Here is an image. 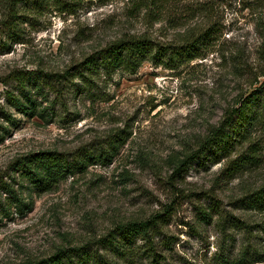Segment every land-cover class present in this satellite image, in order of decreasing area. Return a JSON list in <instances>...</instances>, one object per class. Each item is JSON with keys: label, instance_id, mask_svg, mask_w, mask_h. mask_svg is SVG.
Listing matches in <instances>:
<instances>
[{"label": "rangeland", "instance_id": "rangeland-1", "mask_svg": "<svg viewBox=\"0 0 264 264\" xmlns=\"http://www.w3.org/2000/svg\"><path fill=\"white\" fill-rule=\"evenodd\" d=\"M10 1L0 0V41L12 44L0 53V125L8 128H0V179L9 180L13 160L31 151L97 152L117 133L127 139L111 163L90 164L49 190L16 181L20 205L0 189V264L38 261L74 246L116 264H150L143 236L127 240L126 259L99 239L119 224L158 213L166 216L152 232L164 257L159 264H219L221 256L245 253L254 258L251 264H264V233L256 226L264 212L237 200L264 182V124L250 138L259 141L258 167L234 176L223 172L245 142L228 157L197 160L175 172L176 162L199 146L227 109L262 85L264 0H56L21 18L23 36L15 42L1 28ZM206 30L202 56L190 61L145 60L135 73L98 74L91 88L79 76L54 77L52 85L34 90V115L7 98L19 93L20 70L74 72L86 56L121 37L182 44ZM211 206L220 213L201 220L199 207ZM226 214L250 226L221 222Z\"/></svg>", "mask_w": 264, "mask_h": 264}, {"label": "trees", "instance_id": "trees-1", "mask_svg": "<svg viewBox=\"0 0 264 264\" xmlns=\"http://www.w3.org/2000/svg\"><path fill=\"white\" fill-rule=\"evenodd\" d=\"M56 0H11L9 13L3 20L1 28L7 32L8 37L15 42L21 38L23 29L21 18H28V13H39L48 8ZM22 12V13H21ZM202 33L191 40H186L182 44H162L152 40L147 36L129 35L114 40L103 48L86 56L77 64L76 71L65 73H46L40 75L37 70H20L15 76L18 82L19 93L8 92L7 98L10 104L19 111L34 115L36 114V100L33 92L39 90L44 83L53 84L52 79L66 81L70 76L81 77L85 84L91 88L94 77L100 73L112 75L118 70L135 73L145 60L155 63H170V61H190L202 56L204 44L208 35ZM206 36V37H205ZM12 44L9 41H0V53L9 52ZM89 74V75H88ZM15 118L9 117L8 120ZM258 124H264V80L260 87L255 88L250 94L242 96L237 106H233L224 114L218 125L212 126L206 136L200 141L199 146L179 159L175 164V172H186L197 160H219L228 157L237 145L248 142L246 148L241 153L231 159L224 168V173L228 176L242 172L243 170L258 167L262 164L259 141L250 138ZM3 132L8 128L1 126ZM0 131V138L3 137ZM127 139L126 135L117 133L108 142L106 147H100L99 151H76L70 155L59 150H38L31 151L15 158L11 163V173L9 180L0 179V189L9 193L15 198L16 204H21V197L14 183L21 179L28 181L37 190L45 191L53 188L57 182L73 175L77 172L85 171L90 164H109L112 162L119 147ZM246 208L264 212V182L258 187L245 193L237 199ZM200 219L209 222L212 220L214 212L220 213L219 209L211 206V211L205 208L198 210ZM165 214L158 213L145 220H135L119 224L107 235L99 239L104 249H111L120 254V258L126 259L127 240L134 237L143 236L145 240L144 251L152 257L150 264H159L164 258L161 253L155 250L152 232H157L161 223L165 221ZM221 222H230L232 226L249 227L250 225L232 214H226ZM264 233V218L260 224H256ZM121 237L125 240L118 239ZM246 254V253H245ZM242 254L237 259L220 257L219 264H251L253 257ZM263 258V257H262ZM262 260V259H261ZM116 264L115 261L91 252L86 246H74L58 249L53 255L38 261H28L24 264Z\"/></svg>", "mask_w": 264, "mask_h": 264}]
</instances>
